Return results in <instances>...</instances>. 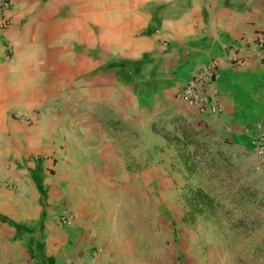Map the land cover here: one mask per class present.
I'll return each mask as SVG.
<instances>
[{
	"label": "crops",
	"instance_id": "crops-1",
	"mask_svg": "<svg viewBox=\"0 0 264 264\" xmlns=\"http://www.w3.org/2000/svg\"><path fill=\"white\" fill-rule=\"evenodd\" d=\"M7 1L0 264H264V227L233 251L195 242L199 229H151L137 256L109 224L119 198L103 195L143 187L150 203L154 189L179 178L171 139L182 148L222 144L237 159L257 161L251 149L264 137V51L251 45L264 35V0ZM234 48L239 65L226 60ZM211 60L219 64L215 116L180 98ZM63 209L74 215L70 227L57 223Z\"/></svg>",
	"mask_w": 264,
	"mask_h": 264
},
{
	"label": "rangeland",
	"instance_id": "rangeland-1",
	"mask_svg": "<svg viewBox=\"0 0 264 264\" xmlns=\"http://www.w3.org/2000/svg\"><path fill=\"white\" fill-rule=\"evenodd\" d=\"M170 142L168 150L171 158L176 157L179 178L171 179L167 188L154 189L150 203L143 199L149 194L143 187L137 192L122 187L103 193L104 201L107 196L119 198L120 213H111L115 218L109 224L119 228L115 238L122 247H138L133 254L144 256L147 230L162 228L199 229L195 242L229 245L230 251L235 243L255 238L264 227V172L258 161L237 159L222 144H209L208 156L194 154L193 146L182 148L177 143L176 147L174 139ZM159 190L168 193L163 201L157 198ZM112 206L106 203V208ZM184 238L188 243L192 237Z\"/></svg>",
	"mask_w": 264,
	"mask_h": 264
},
{
	"label": "built area",
	"instance_id": "built-area-1",
	"mask_svg": "<svg viewBox=\"0 0 264 264\" xmlns=\"http://www.w3.org/2000/svg\"><path fill=\"white\" fill-rule=\"evenodd\" d=\"M11 4L7 0L0 1V30L6 31L10 28L12 20L10 17ZM254 51H264V35L251 45ZM226 60L233 65H239L242 61L238 56L237 49H232L226 56ZM218 61L211 60L203 65L196 73L188 78L180 94L181 100L200 115H218L220 109L217 103V89L214 81L218 73ZM26 119V117H21ZM252 152L257 158L258 164L264 169V137H258L252 143ZM74 215L71 211L63 209L57 218L60 227L73 225Z\"/></svg>",
	"mask_w": 264,
	"mask_h": 264
},
{
	"label": "trees",
	"instance_id": "trees-1",
	"mask_svg": "<svg viewBox=\"0 0 264 264\" xmlns=\"http://www.w3.org/2000/svg\"><path fill=\"white\" fill-rule=\"evenodd\" d=\"M187 146H193V153L194 154H199V152L201 153V155H208L209 156V151H210V148L208 146L207 143L205 142H195V143H192V142H187L185 143V147ZM192 153V155H194Z\"/></svg>",
	"mask_w": 264,
	"mask_h": 264
}]
</instances>
